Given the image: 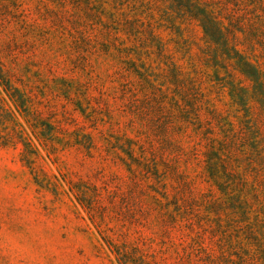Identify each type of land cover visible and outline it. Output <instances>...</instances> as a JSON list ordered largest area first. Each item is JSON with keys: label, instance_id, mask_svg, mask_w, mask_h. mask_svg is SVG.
<instances>
[{"label": "rangeland", "instance_id": "374dc122", "mask_svg": "<svg viewBox=\"0 0 264 264\" xmlns=\"http://www.w3.org/2000/svg\"><path fill=\"white\" fill-rule=\"evenodd\" d=\"M0 264H264V0H0Z\"/></svg>", "mask_w": 264, "mask_h": 264}, {"label": "trees", "instance_id": "16d2710c", "mask_svg": "<svg viewBox=\"0 0 264 264\" xmlns=\"http://www.w3.org/2000/svg\"><path fill=\"white\" fill-rule=\"evenodd\" d=\"M205 30L208 33V35L212 36L209 32H213V31H210L207 27H205ZM215 32H217L218 34H221V31H215ZM245 63L247 64L246 66H250V68L253 70V71H250V73H249V71H247L249 73V76L257 77L259 75V69L256 66H254L253 64H250V62H248V61Z\"/></svg>", "mask_w": 264, "mask_h": 264}]
</instances>
